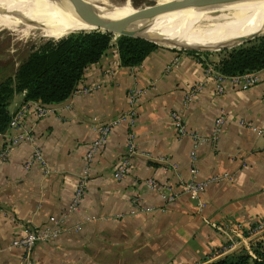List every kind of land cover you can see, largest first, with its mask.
Here are the masks:
<instances>
[{"label":"crops","instance_id":"obj_1","mask_svg":"<svg viewBox=\"0 0 264 264\" xmlns=\"http://www.w3.org/2000/svg\"><path fill=\"white\" fill-rule=\"evenodd\" d=\"M220 59L218 54L161 46L138 63L123 65L111 44L83 68L68 98L42 118L28 104L18 127L0 133V148L5 134L28 129L47 169L23 165L33 147L27 141L13 146L0 162V264H24L21 249L10 241L25 226H45L48 216L64 211L95 128L126 110L130 90L138 92L133 125L119 122L110 129L89 161L77 211L64 218V230L56 238L34 246L30 264H206L249 252L264 233L250 232L264 219V67L252 70L258 75L256 84L242 88L228 78L234 75L219 71ZM207 67L224 76L222 92L215 90ZM195 86L196 93L186 100ZM21 104L22 95L14 94L8 112L13 115ZM174 110L188 130L204 137L217 114L224 123L214 142L194 148L190 137L176 134L169 118ZM129 133L135 152L127 172L115 179L112 172ZM192 150L195 179H219L199 193L203 207L185 193L164 204L145 180L177 191L192 178ZM132 196L156 209L129 215ZM87 216L93 218L79 230L72 228Z\"/></svg>","mask_w":264,"mask_h":264},{"label":"bare ground","instance_id":"obj_2","mask_svg":"<svg viewBox=\"0 0 264 264\" xmlns=\"http://www.w3.org/2000/svg\"><path fill=\"white\" fill-rule=\"evenodd\" d=\"M80 1L100 18L140 31L165 47L212 48L264 33V0H227L207 6L184 4L162 17L147 20L142 19L145 13L136 11L129 1L118 6L111 0ZM78 8L70 0H0V28L27 35L52 28L87 31L101 27L81 17Z\"/></svg>","mask_w":264,"mask_h":264},{"label":"trees","instance_id":"obj_3","mask_svg":"<svg viewBox=\"0 0 264 264\" xmlns=\"http://www.w3.org/2000/svg\"><path fill=\"white\" fill-rule=\"evenodd\" d=\"M132 39L140 40L136 37ZM109 46L108 32H78L63 36L55 42L45 43L27 54L19 62L13 75L0 79V133L9 125L12 115L7 106L14 94H21L22 102L35 101L43 106L64 101L75 89L83 68L96 62ZM116 48L120 62L123 65H133L154 45L140 54L133 49L126 51L119 46ZM262 67L264 43L260 49L250 52L239 49L234 54H228L220 59L218 69L226 75H237ZM251 249L252 254L235 252L206 264H264V233L262 239L254 242Z\"/></svg>","mask_w":264,"mask_h":264},{"label":"built area","instance_id":"obj_4","mask_svg":"<svg viewBox=\"0 0 264 264\" xmlns=\"http://www.w3.org/2000/svg\"><path fill=\"white\" fill-rule=\"evenodd\" d=\"M206 74L211 75L215 78L216 82L214 84V88L217 92L223 91V80L224 76L219 74H213V71L210 67H207ZM227 78V77H226ZM230 80L235 83H239L242 88H247L252 86L258 82V75L256 72H245L242 74H237L231 77ZM199 86H195L194 89H191L188 92L186 100L196 93V90ZM74 91V90H73ZM138 96V92L136 90H130L127 96V108L123 112H121L118 116L111 119L109 122L102 124L95 128L96 136L89 143L84 153V167L82 172L80 173L78 182L71 194L70 200L62 213L59 216L50 215L47 220L48 223L45 226L37 227V226H25L23 228V234L20 237L14 238L10 241V245L13 247L20 248L23 257L24 264H30V256L31 252L36 244L39 242H44L47 240H52L56 238L63 230H64V218L75 211H77L80 200L83 196L85 189V178L89 173V164L92 155L104 144L107 134L110 129L119 122H127L129 126H132L135 119V102ZM264 99V94L262 96ZM30 104L34 108V114L37 118H42L46 112L51 110V106H43L35 101H25L23 104L19 106L17 111L11 116L8 128L10 127H18V119L24 113L26 107ZM169 118L174 126V130L178 136H188L193 141V147L195 148L198 144H201L205 141L214 142L217 138L219 131L224 123V116L222 114H217L212 122V128L209 137L201 136L193 131H190L186 128L185 123L183 121L182 115L180 111H171L169 113ZM21 141L30 142L33 145L31 149V153L29 158L24 162V166L27 168L28 166L35 164L41 170L46 171V160L44 159L40 148L35 144L33 135L30 133L28 129H22L19 133H15L12 135L5 134L4 135V143L0 148V162H4L7 158L9 150L16 146ZM135 152L134 145L132 142V134L129 133L125 142V150L124 154L119 158V160L115 164V168L112 172V176L115 179H120L127 172V169L130 165V157ZM190 164L189 171L192 173V178L187 182L181 183V187L175 191L170 190V188L156 185L152 180L146 179V185L149 188H152L161 201L164 204L172 203L175 199L181 194L185 193L192 200H195L197 206L203 207V203L198 201V195L200 192L204 190V188L219 179V177L208 178L205 180H196V167L194 163V151H190L189 153ZM130 209L128 210L129 215H134L137 213H148L154 211L156 208L154 206H148L141 203L138 196H132L129 199ZM161 210V208H159ZM117 216H121V214H117ZM93 216H87L83 219H80L75 225L72 226L74 230H79L83 221H87L92 219ZM264 230V219H261L257 222V224L251 228L250 232L261 231Z\"/></svg>","mask_w":264,"mask_h":264},{"label":"rangeland","instance_id":"obj_5","mask_svg":"<svg viewBox=\"0 0 264 264\" xmlns=\"http://www.w3.org/2000/svg\"><path fill=\"white\" fill-rule=\"evenodd\" d=\"M116 6L122 5L126 1L136 10L142 13L150 11L152 8L166 4V1H175V0H111ZM123 1V2H122ZM172 9V8H171ZM171 9L164 11L153 17H162L166 15ZM108 32L110 34V45L119 46L123 50L133 49L137 54L142 53L145 49L150 48L152 45L154 47H161L162 45L153 43L147 39L140 38V40L132 39L134 37L120 34L114 31H109L102 27H97L92 30H71L66 28H52L48 32L40 33L33 32L27 35H21L18 31H11L9 29L0 28V79L8 75H13L19 62L31 51L36 50L39 46L45 43L55 42L63 36L69 34H75L78 32ZM137 38V37H136ZM264 33L258 32L248 39L236 42L232 46L226 47L224 49H210L205 51H194L200 54L203 52L207 54H218L221 58H225L228 54H234L239 49L246 50L247 52L260 49L262 47ZM165 47V46H164ZM167 48V47H166ZM173 50H184L178 49L180 46L169 47ZM120 49V50H121ZM193 51V50H191ZM257 242V241H255ZM254 244L251 245L253 247ZM252 249L247 252L252 254ZM246 252V251H241Z\"/></svg>","mask_w":264,"mask_h":264},{"label":"water","instance_id":"obj_6","mask_svg":"<svg viewBox=\"0 0 264 264\" xmlns=\"http://www.w3.org/2000/svg\"><path fill=\"white\" fill-rule=\"evenodd\" d=\"M72 2H74L75 4H77L80 8L77 9V13L85 18L86 20L95 23L99 26H101L104 29H107L109 31H114L120 34H124V35H128V36H132V37H137V38H144L149 40L146 35H144L143 33H141L140 31H133V30H129L127 28L122 27L119 24L114 23L113 21L110 20H104L102 18H100V16L98 15V13L90 8L89 6L85 5L83 2H81L80 0H70ZM227 0H175L172 2H168L166 4L157 6L152 8L150 11L145 12L144 16L142 17L143 20H147L149 18H152L153 16H156L164 11H167L173 7L179 6V5H184V4H198V5H216V4H220L222 2H225ZM254 34L249 35L248 37H244L242 39H240L239 41L248 39L249 37H251ZM151 41V40H149ZM239 41H234L228 44H223V45H219L216 47H212V48H198V47H190V46H181L178 49H184V50H193V51H205V50H210V49H224L226 47L232 46L233 44H235L236 42ZM153 42V41H151ZM155 43V42H153ZM158 44V43H156Z\"/></svg>","mask_w":264,"mask_h":264}]
</instances>
